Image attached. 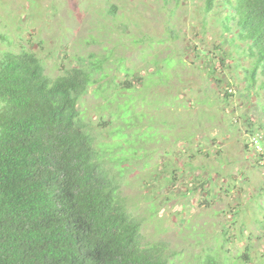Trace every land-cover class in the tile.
Masks as SVG:
<instances>
[{
    "label": "rangeland",
    "instance_id": "rangeland-1",
    "mask_svg": "<svg viewBox=\"0 0 264 264\" xmlns=\"http://www.w3.org/2000/svg\"><path fill=\"white\" fill-rule=\"evenodd\" d=\"M205 4L0 0V59L4 51L26 46L43 56L46 72L56 77L75 59L107 57L106 81L81 101L96 125L111 119L97 131L100 137L115 136L124 123L110 115L122 109L105 106L104 97L114 99L119 92H102L106 82H124L127 74L130 80L142 77L144 85L136 82L131 95L133 133L151 137L143 139L134 159L129 155L135 172L122 193L144 224V242L177 252L171 264H196L206 251L232 263L248 250V264H264V143L250 133L264 134V76L249 95L245 69L253 63L241 54L246 43L224 36L221 10L207 14ZM231 27L236 30L234 22ZM212 66L218 69L214 76ZM227 90L233 96L225 97ZM128 96L120 92L115 104Z\"/></svg>",
    "mask_w": 264,
    "mask_h": 264
},
{
    "label": "trees",
    "instance_id": "trees-1",
    "mask_svg": "<svg viewBox=\"0 0 264 264\" xmlns=\"http://www.w3.org/2000/svg\"><path fill=\"white\" fill-rule=\"evenodd\" d=\"M205 6L207 14L217 7L221 10L224 36L246 43L241 54L252 59L253 67L245 69L246 89L252 94L259 75L264 76V0H206ZM233 22L236 30L231 27ZM224 56L219 57L223 65L227 62ZM106 60L95 55L75 59L73 65L52 77L39 52L26 46L3 52L0 264H171L178 255L170 253L164 243L144 242L141 219L130 206L129 196L122 193L130 184L128 176L135 172L131 166L143 150V139L151 137L133 133L135 100L131 95L136 82L144 85L143 78L133 76L130 80L127 74L126 81L111 79L103 91L101 87L102 92L107 87L117 88V97L129 92L124 104H115L117 97H104L107 109L116 105L123 112L121 117L110 113L124 122L115 136L97 134L111 119L101 118L96 125L81 109L90 88L106 81ZM217 71L212 66L209 74L214 76ZM228 92L225 97L233 96ZM250 133L258 143H264V134L257 130ZM135 140L138 144L133 147ZM262 150L264 156V144ZM140 184L150 187L147 181ZM248 252L226 263L219 254L206 251L196 264H242V260L248 264Z\"/></svg>",
    "mask_w": 264,
    "mask_h": 264
},
{
    "label": "clouds",
    "instance_id": "clouds-1",
    "mask_svg": "<svg viewBox=\"0 0 264 264\" xmlns=\"http://www.w3.org/2000/svg\"><path fill=\"white\" fill-rule=\"evenodd\" d=\"M134 217H135V215H134ZM144 224L141 222V226H143Z\"/></svg>",
    "mask_w": 264,
    "mask_h": 264
},
{
    "label": "built area",
    "instance_id": "built-area-1",
    "mask_svg": "<svg viewBox=\"0 0 264 264\" xmlns=\"http://www.w3.org/2000/svg\"><path fill=\"white\" fill-rule=\"evenodd\" d=\"M258 138H256V142H257Z\"/></svg>",
    "mask_w": 264,
    "mask_h": 264
}]
</instances>
